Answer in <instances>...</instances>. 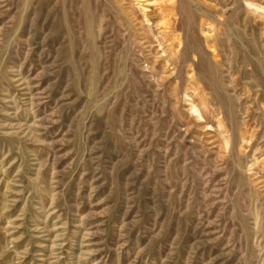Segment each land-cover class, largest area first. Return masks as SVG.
Returning a JSON list of instances; mask_svg holds the SVG:
<instances>
[{
    "label": "rangeland",
    "instance_id": "rangeland-1",
    "mask_svg": "<svg viewBox=\"0 0 264 264\" xmlns=\"http://www.w3.org/2000/svg\"><path fill=\"white\" fill-rule=\"evenodd\" d=\"M0 264H264V0H0Z\"/></svg>",
    "mask_w": 264,
    "mask_h": 264
}]
</instances>
